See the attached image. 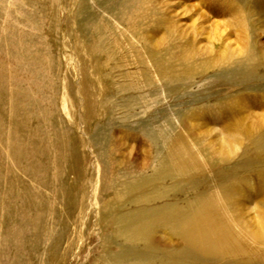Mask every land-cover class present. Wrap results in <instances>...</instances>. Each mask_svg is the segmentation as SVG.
I'll use <instances>...</instances> for the list:
<instances>
[{"label": "rangeland", "instance_id": "1", "mask_svg": "<svg viewBox=\"0 0 264 264\" xmlns=\"http://www.w3.org/2000/svg\"><path fill=\"white\" fill-rule=\"evenodd\" d=\"M252 112L264 0H0V264L184 261L177 211L225 196L258 223ZM221 138L225 162L207 148Z\"/></svg>", "mask_w": 264, "mask_h": 264}, {"label": "bare ground", "instance_id": "2", "mask_svg": "<svg viewBox=\"0 0 264 264\" xmlns=\"http://www.w3.org/2000/svg\"><path fill=\"white\" fill-rule=\"evenodd\" d=\"M199 70H201V69H199ZM249 115H251L252 117L254 116V124H253V126L252 125L244 126L242 129L244 131L243 133L246 136H248V138H253L256 134H258V131L263 130L262 128H264V117H261V118L257 117V114L254 115V112L250 113ZM192 125L194 126V124H192ZM206 131L208 134H211V131H208V130H206ZM207 143H208V145L206 144L207 148L210 149V153L212 154L213 158L214 157L218 158L220 161L225 162V161L231 160L234 157V155L236 154L235 145H233V142H231L230 140H226V139L221 138L220 140H212V141L207 142ZM246 144H248V143H246ZM179 149H181V148H179ZM185 156H186V152H185ZM197 157H199V156H197ZM190 158L191 157L189 156V159ZM192 158H193V156H192ZM194 158L196 159V157H194ZM194 158L190 159V160L187 159V160H189V163H190V161L194 160ZM208 158H210V156ZM199 162L197 161L196 163L199 164ZM181 163H182V161H181ZM190 165H192V164L190 163ZM192 166H194V165H192ZM200 167L204 168V165L201 164ZM184 175H185V173H184ZM243 183H244V181H243ZM227 187H228V185H227ZM235 190H236L235 193L239 194L240 191H242V188H240V186L239 187L236 186V188H234V191ZM218 194H219V196L217 198H219V197L221 198L222 193L218 192ZM238 194H237V197H238ZM240 195H242V194H240ZM207 196H209V194ZM198 197H199V193H198ZM225 197L228 198V196H225ZM224 198H223L222 203H220L219 201H218L219 203H212V204L207 203L208 207H207L206 211H204V212H202L201 209H198L196 207L197 212H198V210L200 212H199V214H196L194 211L195 214H194V216H191V217L189 216L190 215L189 213H191V211H193V209L192 210L187 209L188 215L186 213L185 214L187 216H189V218L185 215L182 216L181 215L182 211H177V213L175 215V219H177V217L179 218V224L177 227L178 229H176L177 230L176 232H178L180 238L182 239V241L180 243V250H182L181 255H183V253H185L186 257L183 261V260H181L183 257L181 258V256H179V257L177 256V258H181V259H177V258H174L173 256H175V255L172 254L173 256H171L169 258L171 260V262H169L170 260L165 261V262H168L169 264H195V261L198 263L199 262H202V263L210 262L211 264H244L245 259L242 257V255L246 254V252H247L246 247L248 245L250 246V249L253 250V252H252L253 257L251 258V260L256 261L258 259L259 260L262 259L264 261V203H263V206H261V207H263V209H261V211L259 213V218H258L259 221H258V223L256 222L257 223L256 224L254 218H252L250 216L248 217L246 215L247 212L241 206L240 201L231 200V206H229L228 200L226 198H225L226 200H224ZM199 199H202V197ZM213 199H215V198L213 197ZM209 201H211V197H210ZM214 201H217V200H214ZM262 201L264 202V193H263ZM206 202H208V201H206ZM198 204H199L200 208L206 207V206H203L202 204L200 205V203H198ZM224 204H226V205H224ZM261 205H262V203H261ZM190 208H192V207L190 206ZM184 210H185V208H184ZM188 210H189V212H188ZM229 210H230V212H229ZM219 212H221L220 214L225 215V217L227 218V221L224 220L223 218L219 219L217 217L220 215ZM148 213H150V212H148ZM169 214H170L169 217H165L166 216L165 215L161 218L156 219L157 220L156 222L164 223L165 219H168V220H166V222H168L170 218H173L172 217L173 215L171 214V212L168 213L167 216ZM191 215H193V212ZM142 223H143V225H140L139 229H142V228L145 229L146 227L147 228L150 227L148 222H146V223L142 222ZM228 224H231L229 226L237 229L236 233H232ZM146 231H148V229ZM143 236H145V235L143 234ZM159 236H160V234H159ZM245 244H247V246H245ZM177 249L175 248V250H174V248H173L172 251H179V249L178 250ZM172 251H170V252H172ZM173 253L175 254V252H173ZM165 254H167V253H165ZM171 258H173V259H171ZM187 259H189V260H187Z\"/></svg>", "mask_w": 264, "mask_h": 264}]
</instances>
